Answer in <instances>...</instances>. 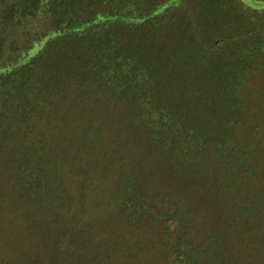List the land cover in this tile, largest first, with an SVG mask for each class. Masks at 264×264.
I'll return each instance as SVG.
<instances>
[{
  "label": "trees",
  "instance_id": "trees-1",
  "mask_svg": "<svg viewBox=\"0 0 264 264\" xmlns=\"http://www.w3.org/2000/svg\"><path fill=\"white\" fill-rule=\"evenodd\" d=\"M0 3V160L5 168L31 166L22 170L30 178L21 183V199L42 207L64 175L62 151L56 148L44 150L35 162L28 163L30 155L11 160L20 149L19 138L49 121L51 109L61 117L72 107L87 111L84 131L72 143L80 153H89L91 146L107 151L102 126L113 119L124 125L126 145L132 142L145 156L125 179L124 203L135 191L142 195L147 170L171 182L197 185L214 197L249 186L257 170L251 136L242 132L250 109L241 90L264 67V25L252 21L245 8H264V2ZM17 33L25 38L14 37ZM219 205L227 230H250L264 221V205L255 201ZM142 206L128 216L124 212L129 223L157 217ZM71 259L68 264H76Z\"/></svg>",
  "mask_w": 264,
  "mask_h": 264
},
{
  "label": "rangeland",
  "instance_id": "rangeland-1",
  "mask_svg": "<svg viewBox=\"0 0 264 264\" xmlns=\"http://www.w3.org/2000/svg\"><path fill=\"white\" fill-rule=\"evenodd\" d=\"M245 10L252 21L264 25V8ZM14 37L25 38L24 33ZM241 99L250 109L242 132L251 136L257 170L247 188H230L214 197L197 185L171 182L147 170L142 195L135 191L132 201L126 203L125 179L134 163L143 162L145 156L132 142L126 145L129 136L124 125L109 119L102 126L105 138L101 141L107 151L91 146L89 153H80L72 143L84 131L87 111L72 107L57 117V111L51 109L49 121L21 135L20 149L11 160L30 155L28 163L35 162L44 150L56 148L62 151L59 170L64 177L40 207L31 198L21 199V183L30 178L22 170L31 166L5 168L0 160V264H68L71 258L76 264H207L208 256L211 264H264V230L260 229H264V221L250 230H227L219 205V201L264 205V67L246 79ZM142 205L146 213L157 217L143 216V220L129 223L124 214L128 216ZM158 216L168 230L162 229Z\"/></svg>",
  "mask_w": 264,
  "mask_h": 264
}]
</instances>
